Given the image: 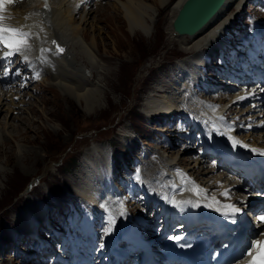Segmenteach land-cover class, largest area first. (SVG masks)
<instances>
[{
    "label": "bare ground",
    "instance_id": "1",
    "mask_svg": "<svg viewBox=\"0 0 264 264\" xmlns=\"http://www.w3.org/2000/svg\"><path fill=\"white\" fill-rule=\"evenodd\" d=\"M153 1L156 2L154 4L158 5V8L168 9V12L170 13L169 16H171V20L165 28V32L167 33L166 35L168 36L167 40L169 41V43L179 42L177 45L179 49L185 51L186 54L190 55H188V57H184V59L182 58L177 62V66H179L180 63L183 66H180L182 69H177L178 71H176V73H171L170 78L172 80L175 79L179 74L182 75V73L191 72L193 65H196L197 62H201L205 57H207L209 52L216 53V55L212 59V62L216 64L219 63L217 47L222 42V35L224 34L227 25L231 22V20H233L232 17L229 16V11L231 7H233L234 5H238L240 2H242V0H226L223 7L218 11V13L200 31L191 36L179 35L174 32L172 28V21L178 12V9L181 7L185 0ZM90 2L91 0H48L44 3L38 0H21L20 2L18 0H0V6L3 7V11L0 12V23L5 31L20 33L22 36L27 37L32 45H35V42L39 41L44 46L49 47V51H46L43 54V59H45L46 61L53 59L58 67L55 72H49L47 74L48 77L51 76L55 79L53 81L54 86H44L48 88H59L60 91L65 94L63 95L64 99L67 101L66 103H68L70 107L71 102L75 99L84 101L85 103H87L84 110L88 115L92 114V109L93 112L96 113L99 108L102 107L100 97L102 95H105V92H103L104 89L101 82L102 77L100 78L99 76L102 70V75H105L109 71H111V69H106L105 71V68L97 60L96 53L94 52L92 44H86V40L84 41L81 39V36L86 34L85 31H80L74 23V14L79 12L80 10L81 16H84V14H82V10L86 8ZM244 2H246V0H244ZM16 5H20V7L22 8L21 11L16 10ZM117 5L120 8L123 18L129 27L130 33L133 32V35H141L143 38H149V35H153V18L155 17L156 10L151 4L146 3L145 0H118ZM22 10H24V12H22ZM84 37L87 36L85 35ZM253 37V34H249L246 37V40L250 42ZM1 41L3 43H6L7 39H2ZM12 41L14 43L13 46H16L18 44L17 39L13 38ZM54 42H58L63 47V53H57L55 51L53 47ZM14 60L16 61L17 57H14ZM76 63L81 64L82 67H78ZM38 66L44 65L41 62H38V65H34L33 68H36ZM229 71L235 74V78L240 79V82L237 83L236 80H230V82H228L226 81V79L224 80L223 77H219L215 74H209V76H211V84L221 86L216 88L215 91L211 92L212 95L207 96V104H205L199 98V94L197 93L188 94V92L185 91L182 94H177L174 91H169V88H172L171 86H173L174 83L166 84L163 82V79H159L155 82L154 87L150 89V92L146 96H144V100L141 106L142 112L146 117L155 120L157 117L161 118L164 115L170 116L176 113V109L180 107L184 114L180 118H183L184 116L186 118L192 116L209 118L210 111L212 110L216 113L219 109V104H221L220 110L224 109L226 111V114L231 115V119L238 117V122L243 121V123H241V126L250 125V129H252L253 131H257L256 133H251L247 130V134L241 132L240 134L242 138L238 139V141L240 142V146L238 148L231 149L230 155L240 154L243 151L252 149L253 145L244 144V142L247 141V143L254 144L262 148L264 151V102L260 101V103L257 104L258 108L246 105L245 107L247 108L238 109L237 111H234V109L237 108V105L232 103V100L236 96V93H242L243 91L255 92V95L258 94L262 96V98H264V90L258 88V85L248 81L250 80V78L248 77L249 72L238 71L236 73L232 70ZM47 72L48 70L45 69L43 71V74H46ZM95 74L97 75L96 80L92 78ZM47 76L43 77V81L45 80V78H47ZM79 78H81V81L78 83L77 80ZM0 83L2 85L3 81H0ZM8 84V82L5 83L6 86ZM233 86H236V91L229 92L231 91ZM43 87L41 88V90H43ZM244 88L246 89L243 90ZM4 89L9 90H7L5 94H2V88H0V97L7 95L9 98H11V100H13V97L15 95H19V93L15 92L16 88L7 87ZM11 103L13 102L11 101ZM229 103L231 104L229 105ZM16 108V115H14L12 118L13 122L15 121V118H18V120L20 119V116L23 112L22 110L28 108V106L20 107L16 105ZM6 117L7 114L3 116V118L5 119ZM54 120H57V118H54ZM192 120L194 122V119L192 118L191 121L188 122V124L192 123ZM19 121H22V119H20ZM260 122H263V125L258 127V124H260ZM1 123L2 122L0 121V137L4 136L5 138V140L1 143L5 147L4 151L0 153V200L7 197L6 191L10 190L9 188L5 187H8V185L10 186L9 181L12 180V176L17 173L23 175V177L33 174V170L36 169L39 162L41 161V157L43 156L42 152L38 150L25 149L22 145L18 144V135H15V133L11 132L15 129L19 133V130H21L22 126H20L19 124L9 123L8 128H12L9 132L8 128H5V125H7L8 123L4 124L3 126ZM25 126L27 129H29L31 127V124L26 123ZM48 129L49 130H46V132H48V135L56 136V134H58L55 129ZM124 130H126L127 132L122 134V138L131 141V143L128 144V148L130 149V151H133V147L136 145L135 140L137 141V143H139V138L141 139V136H139L135 130H132L129 134L127 126L124 127ZM133 131L136 134L134 140L135 145H133L132 140V137H134V135H131ZM182 133L184 134L185 131H183ZM8 134L11 135L12 141H16L15 145H13L12 147H10V145H8V143L6 142L9 138H7ZM243 137H245V139ZM0 140L2 141V138H0ZM229 140L231 141L233 139ZM260 142H263V144H259ZM41 143L43 144L44 148L45 142L42 141ZM143 143L147 144L146 141H144ZM173 145L175 146V140H173ZM146 148V145H143V152H145V154L142 152L141 157L148 155L147 151L149 149ZM172 149H174L173 146ZM185 150L186 151L182 150L184 154L185 152H190L191 148H186ZM135 151L136 152L134 154L137 153V150ZM171 151L172 154L166 155L165 159L159 157L156 161H154L153 159L155 155L157 156L159 155V153L153 152L150 157L146 158L150 159L142 161V183L140 182V184L144 189L146 200L151 198L158 200L161 197V193L159 192V190L164 192L165 190H167V187L168 189H171L174 186L177 188V190L184 191L185 185L188 181L196 180L197 183L201 187H203V189L209 195L217 194L219 197L231 201L233 205H237L238 203H240V209L245 207L244 204L239 202V198L244 197V190L234 180V177H229L225 172H222L220 170L213 171V169L209 167V164L206 165V168L203 167L204 165L202 166V164L206 161L204 157H195L193 160H191L187 156H179L178 150L177 153L175 152V150ZM109 152H111L109 151V149H106L105 146H101L100 144H93L91 146H88V148L81 155L80 159L78 172L81 175H78V179H74V177H72L69 183H72L73 189L77 194L76 199L83 197L89 203L97 207H104L103 209L108 210L115 222L118 223V221L123 216L122 213L118 208L109 210L108 206V204H115V200L113 197H115L116 195L112 194L114 193L113 190L115 188V184L112 181L107 182L104 180L106 179V175L102 167V156H107L108 154L111 155V153ZM2 156H4L5 158L4 165L1 163ZM12 160L14 162L12 169L14 170L12 172L10 170L7 171L5 169V166H7L9 163L11 164ZM197 161L198 163H196ZM158 162L162 164V168L157 167ZM49 164L50 166L48 167L50 168L51 163ZM160 172L162 174L158 175L157 173ZM187 172H189L193 176L189 178L186 175ZM170 173L172 175H170ZM39 175V179L43 181L41 179V174L31 177L30 180L32 184L28 187H24L21 194V199H26L25 203H27L28 208H31L32 215L39 221V235H44L43 232H45L46 223L41 219L40 213L42 211L39 210L38 207L32 208V205L34 206L37 202L31 198L32 194L34 193L31 192V189L34 185H38L34 183L35 177ZM56 180L54 183H52V186H48L58 191L59 189H57V186H59V181L58 179ZM162 181L165 182L164 186H162L161 184ZM43 182L45 183V181ZM47 183L49 184V182ZM191 185L193 189L197 188L196 183H192ZM145 186L147 188H145ZM229 186L231 195L230 197H225V194H221V189L227 188ZM254 187L259 188L260 186L255 185ZM33 195H39V193H34ZM252 195L256 196L257 193L255 192ZM134 196V199L132 198L131 200H129V202L136 203V201H138V194H134ZM171 199L176 201L182 200L180 196H172ZM244 200L246 202L245 211H247L249 207L254 206V204L256 203V199H252L250 197H244ZM14 209L15 206L12 210ZM59 210L60 209H58V211ZM128 210L130 211V209ZM144 212L148 214V212ZM60 215V212H58L57 216L48 215L46 217L49 225L59 231H61L58 219ZM26 219H28L26 213L19 214L16 210V213L9 220L16 222H10V224L13 228H16L15 231L18 235L17 240L19 241L17 242V247L22 251V255L19 254V256L26 255V257L31 256V259L41 260L43 256L39 255L37 253V250H31L30 252L25 251V249H29L28 244L32 243V241L35 240L33 234L36 235V233H33L32 231L29 233L28 228L26 229ZM108 242L110 244V248L113 249V235L108 236ZM11 244L13 245V242H11ZM48 252L52 257L53 253L51 251ZM113 253L115 257H118V253L116 250H114ZM50 254L48 258H50ZM145 260L146 264H150L147 258Z\"/></svg>",
    "mask_w": 264,
    "mask_h": 264
},
{
    "label": "rangeland",
    "instance_id": "2",
    "mask_svg": "<svg viewBox=\"0 0 264 264\" xmlns=\"http://www.w3.org/2000/svg\"><path fill=\"white\" fill-rule=\"evenodd\" d=\"M18 1L20 2L21 0ZM117 1L118 0H91L87 7L84 8L85 10H82V14H84L85 18L83 15L81 16L80 10L73 16L74 23L78 29L86 33L85 35L87 37L82 35L81 39L84 41L86 40V44H92L97 60L105 68V71L106 69H111V71L108 70L109 72L105 75H102V70L99 76L100 78L102 77L101 82L105 95L100 97L102 107H100L96 113L93 112L92 109V114H86L84 108H86L87 103L81 100H73L70 107L64 99L63 95L65 94L61 92L59 88H48L44 86H54L53 81L55 79L47 75L44 81L42 79L40 82L34 83L29 89L23 90L21 95L20 93L19 95H15L13 100L7 95L0 97V121L2 122V126L7 123L5 128H8L9 123L22 126L19 133L15 129L11 132L18 135V144L22 145L25 149H35L43 154L38 166L33 170V174L23 177V175L17 173L13 175L12 180L9 181L10 186H4L5 188H9L10 191H6L7 197H2L4 199L0 200V264H54L47 261L48 255L38 262L28 257L25 261H23L24 259L19 261V259L13 258L14 253L12 252L14 251V244H11V240L17 232L15 231L16 228H13L10 222H16L9 220L16 213V210L19 214L26 213L27 217H29L30 214L32 215L31 208H28L27 203H25L26 199H21L24 187H28L32 184L30 180L31 177L41 174V179L45 181L44 183L39 179L40 175L35 177L34 183L38 184L40 189L38 185H34L31 189V192L39 193V195H33V193L31 196V198L37 202L34 206L32 205V208L38 207L39 210L43 212L44 208L50 207L52 208L49 212L51 215L57 216L58 212H60L61 215L59 218L65 219L73 214L74 208H78V206H70L69 201L71 204L74 202L78 205L81 204L76 200L77 194L73 189L72 183H69V181H71L72 177L75 179L79 177L78 175H81L78 172L80 159L88 146L93 144L105 146L106 149L112 152V158L118 162V165H120V163L123 164L121 170L125 171L127 168L139 170L142 161L150 158H142L141 153L143 151L134 154L138 147L134 131L131 135H134L132 140L133 145H135L134 140L136 145L133 147V151H130L128 144H130L131 141L122 138V134L127 132L124 130V127L127 126L129 134L132 130H135L137 134L144 138L148 144L146 149L156 151V153H158L159 150H163L164 157L166 155H171V150H175L177 153L178 146L176 143L175 146L172 145L174 149H172V146L168 149H164L161 144H171V142L173 144V137L182 130L181 121L175 124V130L173 131L171 128L167 127L166 123L162 125V117H157L155 120L146 117L142 112L141 106L144 96L150 92V89L154 87L157 80L163 79L164 83L170 84V80H172L170 78L171 73H176V71H178L177 69L181 70L183 66L181 63L177 66V62L182 58L184 59V57H188L189 54L179 49L177 46L179 42L169 43L167 40L168 36L166 35L165 28L171 20L168 9H160L158 5L154 4L156 3L155 1L145 0L146 3L154 7L156 12L153 18V35H149V38H143L141 35H133V32L130 33L129 27L117 5ZM242 2H244V0H242ZM240 4L241 2L238 5L240 6ZM248 4H250V7L254 10V5L252 3ZM248 4L245 2L244 6H240L239 8L238 5L231 7L229 16L233 19V21L231 20L232 23L235 21V23L240 24V21L245 20L247 22V19L251 18L247 15V12L252 11L251 8L248 7ZM15 8L19 11L22 9L20 5H16ZM259 8L261 7L257 6V17L259 16ZM22 12H24V10H22ZM231 22L227 27L232 25ZM244 32L245 30L242 31V33ZM76 64L78 67H82L81 64ZM208 69H211V67H208ZM92 78L96 80L97 75L95 74ZM80 81L81 78L77 80L78 83ZM228 82H230V80ZM1 83L0 88H2V94H5L9 89H4ZM42 87L43 90H41ZM235 88L236 86H233L231 91H234ZM171 89L172 88H169V91H171ZM209 92L210 95H212L211 91ZM11 101L13 103H11ZM16 105L20 107L28 106L29 109L25 108L22 110L23 112L20 116L22 121L15 118L13 122L12 118L16 115ZM254 107H257L256 101ZM243 108L245 109L247 107L236 108L234 111ZM5 114H7L6 119L3 118ZM54 118H57V120H54ZM26 123L31 124L29 129L26 128ZM48 128L55 129L58 134H56V136L48 135V132H46V130H49ZM11 129L8 128V131L10 132ZM250 132L256 133L257 131L250 130ZM0 138H2V141L0 140V153H2L5 146H3L1 142H3L5 138L4 136ZM7 138L6 142L10 147L15 145L16 141L11 140L10 134H8ZM178 138L179 137L175 138V141L178 140ZM42 141L45 142L44 148L41 143ZM259 144H263V142ZM186 148H191V151L185 152L186 155L182 152L179 156H187L190 159V154L193 153L194 148L192 146H187ZM185 149L184 151H186ZM140 157L141 162L139 163ZM75 159L76 162H74ZM1 160V163L4 165V156H2ZM13 160L11 164L9 163L5 166L7 171L10 170L12 172L14 170L12 169L14 164ZM49 163H51L50 168L48 167L50 166ZM161 165L162 164L158 162L157 167L162 168ZM202 166L206 168V161L203 162ZM157 174L160 175L162 173L160 172ZM130 175L131 177L133 176L132 173ZM124 178L125 176L120 179L119 185L125 188V195L127 196L129 194L127 191L128 186L126 185L128 181ZM56 179L59 181V184L57 182L59 185L57 186V189H59L58 191L48 186H52V183H54ZM47 182H49V184ZM161 184L164 186L165 182L162 181ZM127 204L131 212H133L132 209H134L136 213L139 212L145 216L148 215L143 209L138 210V208L134 206L136 203L127 201ZM14 206L15 209L12 210ZM58 209L60 210L58 211ZM82 211H84V209H81V214ZM43 234H45V232H43ZM30 246H33V243L28 244L29 249H25V251L30 252ZM21 252L22 251L19 250L20 255H22Z\"/></svg>",
    "mask_w": 264,
    "mask_h": 264
},
{
    "label": "water",
    "instance_id": "3",
    "mask_svg": "<svg viewBox=\"0 0 264 264\" xmlns=\"http://www.w3.org/2000/svg\"><path fill=\"white\" fill-rule=\"evenodd\" d=\"M226 0H185L172 21L179 35H194L223 7Z\"/></svg>",
    "mask_w": 264,
    "mask_h": 264
},
{
    "label": "trees",
    "instance_id": "4",
    "mask_svg": "<svg viewBox=\"0 0 264 264\" xmlns=\"http://www.w3.org/2000/svg\"><path fill=\"white\" fill-rule=\"evenodd\" d=\"M74 162H76V159L74 160ZM75 165V164H74Z\"/></svg>",
    "mask_w": 264,
    "mask_h": 264
}]
</instances>
